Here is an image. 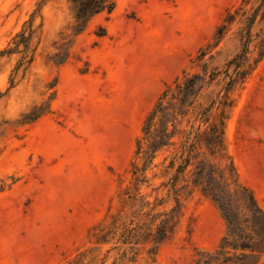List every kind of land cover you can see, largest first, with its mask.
Returning a JSON list of instances; mask_svg holds the SVG:
<instances>
[{
	"label": "rangeland",
	"instance_id": "374dc122",
	"mask_svg": "<svg viewBox=\"0 0 264 264\" xmlns=\"http://www.w3.org/2000/svg\"><path fill=\"white\" fill-rule=\"evenodd\" d=\"M238 1L115 0L74 36L69 0H0V50L30 18L35 31L31 63L15 70L21 53L0 56V264H67L94 242L95 227L121 206L132 161L140 163L146 114L166 85L199 69L195 55ZM66 51L62 64L49 58ZM38 107L48 110L23 122ZM225 147L264 209V59L235 95ZM225 231L215 204L194 191L155 264H193Z\"/></svg>",
	"mask_w": 264,
	"mask_h": 264
},
{
	"label": "trees",
	"instance_id": "16d2710c",
	"mask_svg": "<svg viewBox=\"0 0 264 264\" xmlns=\"http://www.w3.org/2000/svg\"><path fill=\"white\" fill-rule=\"evenodd\" d=\"M69 2L74 36L92 17L109 15L115 8V0ZM31 26L32 18L15 36L14 45L0 50V56L21 53L15 70L32 62L33 55L26 59L35 32ZM96 34L103 36L105 29ZM68 57L66 51L49 58L59 65ZM263 59L264 0H239L226 10L212 39L195 55L199 69L183 71L166 85L146 114L136 140L135 158L140 163H131L132 181L123 189L120 208L95 227L94 242L78 250L67 264H135L140 257L155 264L159 245L174 234L183 201L194 191L215 204L226 231L215 251L197 253L193 264L261 261L264 209L239 179L226 152L225 128L236 93ZM3 94L0 90V98ZM47 110L38 107L24 114L23 122L34 121ZM152 168L159 171H151L149 177ZM154 179L159 180L157 185L152 184Z\"/></svg>",
	"mask_w": 264,
	"mask_h": 264
}]
</instances>
